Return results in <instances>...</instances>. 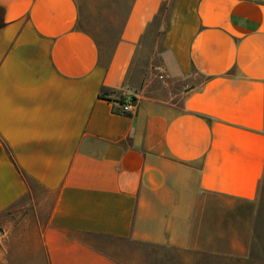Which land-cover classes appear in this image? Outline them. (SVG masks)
Here are the masks:
<instances>
[{
  "label": "crops",
  "instance_id": "crops-1",
  "mask_svg": "<svg viewBox=\"0 0 264 264\" xmlns=\"http://www.w3.org/2000/svg\"><path fill=\"white\" fill-rule=\"evenodd\" d=\"M79 20V0H0V217L44 192L47 264L264 263L251 217L203 214L259 198L264 0H131L108 54Z\"/></svg>",
  "mask_w": 264,
  "mask_h": 264
},
{
  "label": "rangeland",
  "instance_id": "rangeland-1",
  "mask_svg": "<svg viewBox=\"0 0 264 264\" xmlns=\"http://www.w3.org/2000/svg\"><path fill=\"white\" fill-rule=\"evenodd\" d=\"M131 0H79V27L92 34L101 48L108 54L120 33ZM148 43V42H147ZM150 44L145 49L142 66L148 65ZM210 207L203 208L219 221L229 220L238 230L246 228V219L252 218L251 228L256 233L257 258L264 255V180L256 202L220 199ZM50 198L36 187L4 216L0 217V264H47L37 234L49 210ZM259 254V255H258ZM195 264H244L242 259L227 260L222 257L198 255ZM257 263V260H253ZM262 263L263 262H258Z\"/></svg>",
  "mask_w": 264,
  "mask_h": 264
},
{
  "label": "built area",
  "instance_id": "built-area-1",
  "mask_svg": "<svg viewBox=\"0 0 264 264\" xmlns=\"http://www.w3.org/2000/svg\"><path fill=\"white\" fill-rule=\"evenodd\" d=\"M122 101L119 104V112L123 114L134 113L136 110V101L129 94L122 95Z\"/></svg>",
  "mask_w": 264,
  "mask_h": 264
},
{
  "label": "trees",
  "instance_id": "trees-1",
  "mask_svg": "<svg viewBox=\"0 0 264 264\" xmlns=\"http://www.w3.org/2000/svg\"><path fill=\"white\" fill-rule=\"evenodd\" d=\"M134 100H135V98H134ZM120 102L122 101V100H119ZM136 101V100H135Z\"/></svg>",
  "mask_w": 264,
  "mask_h": 264
}]
</instances>
